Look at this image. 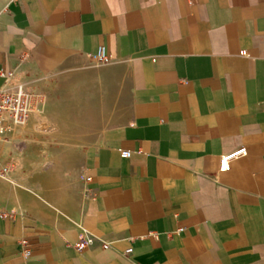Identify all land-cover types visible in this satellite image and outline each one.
<instances>
[{
  "label": "crops",
  "instance_id": "0c3cea01",
  "mask_svg": "<svg viewBox=\"0 0 264 264\" xmlns=\"http://www.w3.org/2000/svg\"><path fill=\"white\" fill-rule=\"evenodd\" d=\"M4 68L92 71L108 122L84 222L10 210L0 264H264V0H0Z\"/></svg>",
  "mask_w": 264,
  "mask_h": 264
},
{
  "label": "rangeland",
  "instance_id": "374dc122",
  "mask_svg": "<svg viewBox=\"0 0 264 264\" xmlns=\"http://www.w3.org/2000/svg\"><path fill=\"white\" fill-rule=\"evenodd\" d=\"M97 86L100 98L92 109L84 104V87L77 116L42 117L25 126L12 167L0 174V207L60 227L84 222L91 202L84 169L108 122L101 113V76Z\"/></svg>",
  "mask_w": 264,
  "mask_h": 264
},
{
  "label": "built area",
  "instance_id": "2783aa9c",
  "mask_svg": "<svg viewBox=\"0 0 264 264\" xmlns=\"http://www.w3.org/2000/svg\"><path fill=\"white\" fill-rule=\"evenodd\" d=\"M243 54H249L243 49ZM99 62L111 60L108 48L101 44L97 52ZM0 73L9 79H14L17 72L1 69ZM97 82L94 73L89 71H66L61 76L48 74L36 78L17 77L11 84L0 87V174L10 170L16 148L22 144V131L32 120L39 118H53L65 120L75 117L81 110V94L84 87ZM34 120V124L37 121ZM247 148L242 147L221 158V170L229 167L230 160L241 154L247 153ZM125 156L131 155V150H123ZM10 210L0 207V218H5ZM93 238L81 239L78 248L85 247ZM23 254L28 257L30 250L26 248L27 239H22ZM109 245L107 242L104 244ZM130 249L129 251H131Z\"/></svg>",
  "mask_w": 264,
  "mask_h": 264
},
{
  "label": "bare ground",
  "instance_id": "6f19581e",
  "mask_svg": "<svg viewBox=\"0 0 264 264\" xmlns=\"http://www.w3.org/2000/svg\"><path fill=\"white\" fill-rule=\"evenodd\" d=\"M98 86L96 85H89L84 90V104L86 105L87 109H92L95 105L98 104V100L100 98Z\"/></svg>",
  "mask_w": 264,
  "mask_h": 264
}]
</instances>
